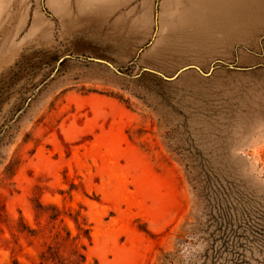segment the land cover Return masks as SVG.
<instances>
[{
    "label": "rangeland",
    "instance_id": "374dc122",
    "mask_svg": "<svg viewBox=\"0 0 264 264\" xmlns=\"http://www.w3.org/2000/svg\"><path fill=\"white\" fill-rule=\"evenodd\" d=\"M195 178L264 211V0H0V264H159Z\"/></svg>",
    "mask_w": 264,
    "mask_h": 264
},
{
    "label": "trees",
    "instance_id": "16d2710c",
    "mask_svg": "<svg viewBox=\"0 0 264 264\" xmlns=\"http://www.w3.org/2000/svg\"><path fill=\"white\" fill-rule=\"evenodd\" d=\"M187 167L194 171L192 164ZM194 181L202 211L193 231L159 264H264V211L248 208V200L213 198Z\"/></svg>",
    "mask_w": 264,
    "mask_h": 264
},
{
    "label": "water",
    "instance_id": "95a60500",
    "mask_svg": "<svg viewBox=\"0 0 264 264\" xmlns=\"http://www.w3.org/2000/svg\"><path fill=\"white\" fill-rule=\"evenodd\" d=\"M110 66H112L111 64H109ZM193 68H195V69H197L201 74H204V72L199 68V67H197V66H195V65H189V66H186V67H183L182 69H180L173 77H167V76H165V75H163V74H161V73H159L161 76H163V78H165L166 80H173V79H175L177 76H179L182 72H184V71H187V70H189V69H193Z\"/></svg>",
    "mask_w": 264,
    "mask_h": 264
},
{
    "label": "crops",
    "instance_id": "0c3cea01",
    "mask_svg": "<svg viewBox=\"0 0 264 264\" xmlns=\"http://www.w3.org/2000/svg\"><path fill=\"white\" fill-rule=\"evenodd\" d=\"M177 2V1H176ZM177 4V3H176ZM214 17V16H213ZM219 21V20H218ZM213 23V27H216V24L218 23L217 22V20H216V18L211 22V24ZM217 29L215 28V31H216ZM223 35H225V34H223Z\"/></svg>",
    "mask_w": 264,
    "mask_h": 264
},
{
    "label": "bare ground",
    "instance_id": "6f19581e",
    "mask_svg": "<svg viewBox=\"0 0 264 264\" xmlns=\"http://www.w3.org/2000/svg\"><path fill=\"white\" fill-rule=\"evenodd\" d=\"M179 1H180V0H179ZM177 2H178V1H177ZM183 3H184V2H183ZM187 3H188V2H187ZM180 5L182 6V4H180ZM181 6H180V7H181ZM184 8H185V7H184ZM228 9H229V8H228ZM197 16H198V15H197ZM224 17H225V16H224Z\"/></svg>",
    "mask_w": 264,
    "mask_h": 264
}]
</instances>
